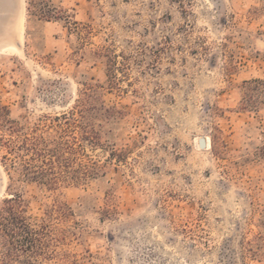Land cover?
I'll return each instance as SVG.
<instances>
[{
  "label": "rangeland",
  "instance_id": "1",
  "mask_svg": "<svg viewBox=\"0 0 264 264\" xmlns=\"http://www.w3.org/2000/svg\"><path fill=\"white\" fill-rule=\"evenodd\" d=\"M12 26L0 140L73 163L48 188L0 142V209L46 233L11 264H264V0H17Z\"/></svg>",
  "mask_w": 264,
  "mask_h": 264
},
{
  "label": "trees",
  "instance_id": "2",
  "mask_svg": "<svg viewBox=\"0 0 264 264\" xmlns=\"http://www.w3.org/2000/svg\"><path fill=\"white\" fill-rule=\"evenodd\" d=\"M252 83L255 84L256 90L264 92V80H254ZM245 84L250 83L245 82ZM4 122L8 123L7 121ZM0 127H3L2 124ZM7 129L11 133H17L12 126H7ZM0 142L8 155H13L20 161V175L23 178L48 188L56 187L63 180V176L68 173L69 164L73 163L65 157V153L71 148L62 142L53 140L49 143L41 136L28 135H23L21 138L17 136L14 140L2 138ZM10 167L17 170L14 162H11ZM2 206L0 209V226L8 237L9 249L3 256H0V264H11L18 247L27 245L24 247L25 250H29L31 245L43 247L45 245L43 238L46 233L44 226H41L40 230L37 231L27 222L22 215L24 201L18 195H13L12 198L4 200Z\"/></svg>",
  "mask_w": 264,
  "mask_h": 264
},
{
  "label": "bare ground",
  "instance_id": "3",
  "mask_svg": "<svg viewBox=\"0 0 264 264\" xmlns=\"http://www.w3.org/2000/svg\"><path fill=\"white\" fill-rule=\"evenodd\" d=\"M16 5H17V0H12V6H10L6 10V12L0 17V43L4 42L5 40H9L13 36L12 24H13L15 12H16ZM208 142L209 141H207V143ZM208 147L209 146L207 145V148Z\"/></svg>",
  "mask_w": 264,
  "mask_h": 264
},
{
  "label": "water",
  "instance_id": "4",
  "mask_svg": "<svg viewBox=\"0 0 264 264\" xmlns=\"http://www.w3.org/2000/svg\"><path fill=\"white\" fill-rule=\"evenodd\" d=\"M204 147H205V141L202 138L201 140H199V148L203 149Z\"/></svg>",
  "mask_w": 264,
  "mask_h": 264
}]
</instances>
